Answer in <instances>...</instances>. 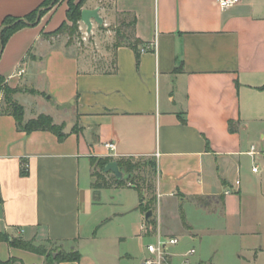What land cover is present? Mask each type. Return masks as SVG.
<instances>
[{"label":"crops","instance_id":"crops-1","mask_svg":"<svg viewBox=\"0 0 264 264\" xmlns=\"http://www.w3.org/2000/svg\"><path fill=\"white\" fill-rule=\"evenodd\" d=\"M43 1L0 0V26L6 17L40 12L37 23H25L7 39L0 76L25 120L50 115L64 125V135L19 130L2 111L0 89V232L25 243L0 241V260L106 264L104 244L111 240L125 246L115 259L142 264L148 243L171 236L181 240L171 248L179 261L193 250V264H218V245L209 257L195 245L211 229L189 218L213 212L206 198L221 202L219 213L232 198L231 259L264 264V0L224 9L216 0H86L82 9L97 8L102 18L91 20L90 32L119 15L134 18L138 59L123 44L113 48L108 69L47 35L65 20L67 4L43 7ZM143 46L148 49L141 52ZM31 102L37 109L28 114ZM104 157L152 162L149 220L134 185L93 189L92 158ZM227 188L232 191L225 194ZM50 247L76 250L80 259L51 260Z\"/></svg>","mask_w":264,"mask_h":264},{"label":"rangeland","instance_id":"rangeland-1","mask_svg":"<svg viewBox=\"0 0 264 264\" xmlns=\"http://www.w3.org/2000/svg\"><path fill=\"white\" fill-rule=\"evenodd\" d=\"M55 0H52V2L49 5H53ZM61 1L58 0L57 3ZM66 4L69 0H63ZM76 2L77 0H72ZM48 5V6H49ZM54 6V5H53ZM83 7V6H82ZM129 24H130V18L124 17L123 15H119L116 19V21L112 24L108 25H97L95 28V32L93 31H87L86 25L79 20L77 30L73 35H68L66 33H56L52 32L47 34L48 36L54 35L58 40L57 43H64L66 46V49L69 53H72L74 55H85L88 57L95 58V64H97L98 67L101 69H108L110 68L112 61L111 58L113 56V43L115 41V37L117 35V30L119 31L118 34L121 32L126 34L129 32ZM13 93H11L12 99ZM29 105L27 109V113L33 112L35 109H37V106L34 103H27ZM4 108H6V99L4 100ZM32 115V114H31ZM64 126V125H62ZM63 128V127H62ZM61 128V129H62ZM136 162L131 163V169L126 171L124 167H122L121 170H123V176L124 178L128 179V182H131L134 186H137L141 189L144 200L143 204L150 200V198L153 196V192H151L150 189H148V186H153V180H154V168L153 164L146 162V160H135ZM96 172V168L94 169ZM125 170V171H124ZM111 173L109 172L106 176L107 180L109 179ZM93 180L99 181L98 177H94ZM230 202L227 205V208L225 209V212L219 213V211H216L218 209H221V202L217 200L216 198H206L204 199V203L207 204L208 209H214L213 212H211L208 215H201L200 213H195L194 215L190 216L189 220L191 223L195 226L198 225H206V227H209L211 229L210 233L203 234L201 241L195 242V245L197 249L199 248L200 252H202L203 255L206 257H209L211 254L212 249L215 247V245H218V249H220L223 261L218 264H240L236 261H233L231 258L234 254V249L236 248L235 239L230 237L232 236V231L235 229V219H236V206L235 202L232 198H230ZM152 211V216L154 213V208L152 204V209H149ZM151 216V217H152ZM178 222V221H177ZM151 240V238L146 239ZM181 241V240H179ZM181 245L179 242L177 244ZM104 256L106 264H127L126 259H120L114 258V254L116 250H119L120 252H124L125 246L121 244L113 243L111 240H107L104 244ZM176 246V245H175ZM174 247V246H173ZM213 247V248H212ZM174 249V248H172ZM195 249V248H194ZM80 251V249H79ZM56 252V254H62V253H70L71 251L66 252L63 249L59 248H53L50 247L48 249V254L51 256L53 253ZM133 259H135L133 257ZM175 262H178V257L173 258ZM189 262L187 264H193L190 261V257H188ZM133 264H137V258L132 261ZM204 264H210V262H206Z\"/></svg>","mask_w":264,"mask_h":264},{"label":"trees","instance_id":"trees-1","mask_svg":"<svg viewBox=\"0 0 264 264\" xmlns=\"http://www.w3.org/2000/svg\"><path fill=\"white\" fill-rule=\"evenodd\" d=\"M58 0L54 1L55 5ZM86 0H77L76 2L69 0L67 2V9L65 13V20L61 22V24L58 26V28L54 31L56 33H66L68 35H73L78 26V21L81 18V11H82V6L85 3ZM52 2V0H44L43 1V7H48V5ZM38 9L35 10V12H32L31 14L27 15L25 19L28 21L32 22L35 20L36 15H37ZM42 12V11H41ZM124 17L126 16L127 18H130V24H129V32L126 34L119 33L117 30V35L115 37V41L113 43V47L116 48L120 45H128L131 46L136 54H137V59L139 56V45L141 41L134 37L133 35V26H134V18L128 15H123ZM25 25V22L22 19L14 18V17H6L3 20V23L0 26V47L4 46L7 39L19 28L23 27ZM53 32V33H54ZM3 78L0 76V89H3L4 91V100L6 99V108L3 107L2 111L10 113L15 121L17 128L21 131L25 132H31L34 130H49L53 133H55L59 138L63 137V133L61 132L62 125H57L53 122V119L50 115L47 114H39L38 116L25 120L24 119V109L21 104L16 102L14 99L11 97V93L13 90H11L9 87L5 86ZM231 122L229 124V129L232 130ZM135 160H140V159H135V158H121L117 159V163L119 167L124 169L126 171L130 170L131 163L136 162ZM112 161L111 157H104V158H92V163L94 166V169L96 168V172L93 169L92 176L93 178L96 176L98 177L99 181L93 180L92 187L93 189L98 190L100 188L104 187H110V186H115V187H124V186H133L131 182H128V179L124 178L122 176L121 178H116L114 175H110L109 179L107 180L106 176L108 175L109 172H104V167L105 165ZM146 162H149L152 164L150 160H146ZM154 167V166H153ZM124 170V171H125ZM135 188L138 190L140 194V204L139 208L142 212H146L149 209H152V204L154 202V186H148L147 188L153 192V196L150 198V200H147L143 204L144 196L141 191V189L137 186ZM97 196V193L95 192V197ZM151 218V217H150ZM148 218L147 220H149ZM2 240H9L12 244H18L20 246H24L25 243H18L16 242V239H9V236L7 233L0 232V241ZM30 247V246H29ZM36 251L44 252V248L42 246L39 247H30ZM49 258L51 260H56V261H64V260H79L80 259V252L78 251H71L70 253H62L58 254L55 258H52L50 254H48ZM0 264H9V261H1Z\"/></svg>","mask_w":264,"mask_h":264},{"label":"built area","instance_id":"built-area-1","mask_svg":"<svg viewBox=\"0 0 264 264\" xmlns=\"http://www.w3.org/2000/svg\"><path fill=\"white\" fill-rule=\"evenodd\" d=\"M218 5L224 9L231 6L236 5L239 0H216ZM148 49L147 46H143L140 48V51L143 52ZM23 69L19 70L21 74ZM104 146L109 149L110 151H114L116 149L115 143L113 142H106ZM251 154H254V148H251ZM253 171H256L257 167L252 168ZM239 181H236L238 184ZM232 191V189H225L224 193L228 194ZM179 243L178 237H171V236H159L156 241L148 243L146 245V250L148 255L144 257L142 264H187L189 262L188 257L192 254L193 250H188L182 260L175 262L174 261V254L171 252V248Z\"/></svg>","mask_w":264,"mask_h":264},{"label":"water","instance_id":"water-1","mask_svg":"<svg viewBox=\"0 0 264 264\" xmlns=\"http://www.w3.org/2000/svg\"><path fill=\"white\" fill-rule=\"evenodd\" d=\"M51 5H49L48 7H51ZM40 18V12L37 13L36 15V19L34 22H30L27 19L23 18L22 20L30 25H33L34 23H37L38 20ZM92 19H94L96 22L98 23H102V18L100 17L99 13H98V9L97 8H93V9H88V8H84L81 11V18L80 20L86 25V29L89 32L91 30L92 27ZM2 46L0 47V52L2 50ZM104 172H111L116 178H121L123 176V172L118 168V163L115 160H112L110 162H108L105 167H104ZM152 216V211L148 210L145 212V218L148 219Z\"/></svg>","mask_w":264,"mask_h":264}]
</instances>
